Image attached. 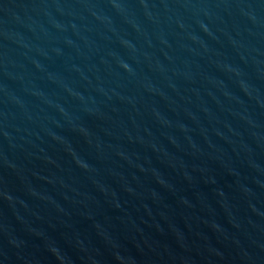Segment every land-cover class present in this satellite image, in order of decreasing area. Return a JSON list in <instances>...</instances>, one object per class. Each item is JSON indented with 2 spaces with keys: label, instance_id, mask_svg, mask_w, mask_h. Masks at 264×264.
Returning <instances> with one entry per match:
<instances>
[{
  "label": "water",
  "instance_id": "obj_1",
  "mask_svg": "<svg viewBox=\"0 0 264 264\" xmlns=\"http://www.w3.org/2000/svg\"><path fill=\"white\" fill-rule=\"evenodd\" d=\"M0 264H264V0H0Z\"/></svg>",
  "mask_w": 264,
  "mask_h": 264
}]
</instances>
